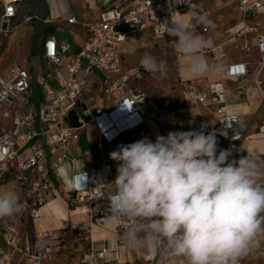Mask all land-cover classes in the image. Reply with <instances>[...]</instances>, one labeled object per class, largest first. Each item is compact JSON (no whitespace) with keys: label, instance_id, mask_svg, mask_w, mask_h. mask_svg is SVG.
Returning <instances> with one entry per match:
<instances>
[{"label":"built area","instance_id":"1","mask_svg":"<svg viewBox=\"0 0 264 264\" xmlns=\"http://www.w3.org/2000/svg\"><path fill=\"white\" fill-rule=\"evenodd\" d=\"M228 1L233 2L232 9L241 15L239 25L226 32L228 41L237 42L240 49L249 52L247 36H253L259 52L255 84L260 88V72L264 69V50L261 47L264 43V0ZM19 4L18 0H0V34H10L18 27L10 21L15 18ZM171 9L191 16H205L204 4L196 0H180V3H175V0H114L104 7L97 20L68 18L69 23H80L87 37L69 57L65 54L69 49L68 43L57 41L53 36L43 40L42 56L50 77L42 76L37 80L40 94L37 107L28 99L33 79L29 68L13 61L0 72V183L9 174L19 183L24 195L21 203L30 221L39 217L40 206L56 194L54 184L47 177L49 174L60 177L61 165L69 160L71 147L77 145L79 129L87 125H94L97 129L96 145L101 159L95 169L96 178L86 172L78 174L80 178L72 188L73 201L88 205L90 217L87 222H79L71 229L73 238L87 242L78 264L107 262V250L95 249L90 240V230L93 222L110 215L108 175L117 169L118 162L109 154L121 145L148 137L147 122L157 118L156 112L149 107L147 94L134 83L142 78L140 68H122L118 45L129 36L149 31L152 39L170 42L176 56H180L176 50L177 38L165 33L163 24L170 21ZM29 19L25 17L23 21L28 22ZM194 23L201 32L207 31L198 19ZM207 51L216 61L226 57L222 44L207 48ZM247 72L244 63L229 64L225 66L224 76L236 79ZM93 76L105 96L104 109L92 107L84 97V92H89L92 86L89 82ZM180 86L191 102L214 106L217 124L209 134L225 140V143L217 142V154L220 150H229L228 160L232 161L236 152L235 142L240 134L229 136V130L238 125L240 115L225 111L221 81H209L204 89L185 81H181ZM207 92L210 98H207ZM258 112L264 122V90L260 93ZM124 133L128 136L122 139ZM130 223L126 221L115 226L120 242H124L121 237ZM31 230L29 237L10 221L0 226V238L4 244H0V264H12L18 253L24 255L26 264L53 261L56 250L51 245L58 242L60 230ZM141 257L152 264L150 254L141 253ZM239 264H247L245 257Z\"/></svg>","mask_w":264,"mask_h":264},{"label":"clouds","instance_id":"2","mask_svg":"<svg viewBox=\"0 0 264 264\" xmlns=\"http://www.w3.org/2000/svg\"><path fill=\"white\" fill-rule=\"evenodd\" d=\"M180 3V0H175ZM165 21V33L177 38L176 50L189 58L187 72L200 77L213 71L199 55L214 42L196 31L204 15L180 14ZM264 41V38H262ZM264 50V43L261 45ZM142 67L167 74V63L145 53ZM217 139L200 131H171L155 142L144 137L111 152L117 176L107 197L111 225L130 226L122 234L134 251L156 248L165 264H239L259 246L264 234V172L254 156L229 161V150L217 154ZM13 190L0 192V218L23 210ZM91 260V258H90Z\"/></svg>","mask_w":264,"mask_h":264},{"label":"crops","instance_id":"3","mask_svg":"<svg viewBox=\"0 0 264 264\" xmlns=\"http://www.w3.org/2000/svg\"><path fill=\"white\" fill-rule=\"evenodd\" d=\"M41 1H43L46 7L45 23L36 25V29H34L30 22L23 21L28 15H22L19 19L20 24L14 33L15 38L13 37L15 39L14 42L21 39L34 40V46L32 50L28 52L27 56L30 55L36 58L37 71H34L33 64L26 66L31 70L33 76L28 98L29 103H33L34 101L31 100L33 90L36 91V98L39 101L40 94L37 80L42 76L46 78L50 77L42 56L43 40L47 36H53L57 41L68 43L69 49L65 54L67 57L72 56L82 46L87 37V32L80 23H69L67 19L72 17L77 21L97 20L103 12L104 7L111 4L114 0ZM22 8L23 6L19 4V9ZM173 11L172 9L170 10V15ZM180 14L191 16L189 13ZM177 15H179L178 12L174 13L173 18ZM262 17H264V14H262ZM204 25L207 27L206 32H201L198 28L196 31L204 38L212 39L214 42L213 46L222 44L226 52V57L216 61L212 58L210 52L207 51V48L202 49L199 55L207 59L208 62L213 65V71L200 77L194 78L188 74L187 65L189 63V58L176 56L170 42L166 39H152L149 31H143L136 35L129 36L118 45L122 68H140L142 78L135 80L134 83L147 94L150 102L149 107L157 114L155 120L147 122L148 138L152 142H155L158 135L166 136L171 131L195 130L203 132L205 135L209 134V131L217 124V115L214 106L191 102L181 88L180 82H191L197 87L204 89L209 81L220 80L224 86V102L222 105L225 111L227 113L240 115L238 125L231 127L229 130V136L240 134V137L235 142L236 152L233 160L238 161L240 158L246 157L247 155L254 156L260 165L261 171L264 172V122H262V116L258 112L260 93L264 90V69L260 72L262 84L260 88H258L255 84L254 72L257 67L259 52L254 38L250 34L247 36L250 51L246 52L237 46V42L228 41L226 33L213 30V28L209 27L207 24ZM55 31L66 32L71 36V41L58 40L54 36ZM142 33H145L146 36H140ZM3 35L7 38V41L4 42V47L6 48L12 43V37H8L9 34ZM146 48L150 49L149 53L155 58L161 55L173 65L174 72L172 76L165 78L156 77L147 72L140 63L136 65H126L123 53H141L139 56H144V54L147 53L145 52ZM235 63H244L248 69L247 74L237 77L236 79L225 77V66ZM96 79L95 76L91 78L89 83L92 86L89 92H84V97L89 100V104L92 107L104 109L106 107V99L102 89L96 83ZM33 81H35V85L32 86ZM236 94L237 97H235ZM206 95L207 98H210L208 92ZM85 132H89L91 136L87 138ZM127 136L128 134L124 133L121 135V138L125 139ZM97 137L98 133L94 125H87L83 129H79L77 145L71 147L68 152L69 160L61 165L59 169L60 177L55 178L52 174H49L47 177L54 184L56 194L51 196L40 206L39 217L31 221L32 229L37 231L71 230L79 222H87L89 220L88 205H75L73 203L72 188L80 178L78 174L86 172L92 178H96L95 169L101 159V154L96 145ZM215 137L218 143H225V140L220 139L218 136ZM71 159L73 161H71ZM8 176L11 175L9 174ZM116 176L117 169L108 175L111 189L114 187L111 183L114 182ZM261 183H264V180H261ZM18 190L21 193L19 198L20 202H22L24 195L20 187H18ZM23 210H25L24 207ZM23 210L20 213H22ZM13 217L14 216L2 218L0 220V226L6 221H10L17 224L20 230L23 231L20 225V217ZM257 239L261 245L245 256L247 264H264V234H261ZM90 240L93 242L95 249L99 250L105 248L107 250V262L103 264H149V261L142 259L141 253L150 254L153 259V261H151L152 264H165L162 254H159L156 248L134 251L124 242H120L115 226L109 224L107 217L99 222L92 223ZM0 244L4 245L1 238ZM56 252L57 250L54 252L53 261L47 264H52L57 261ZM78 259L79 257H71L69 264H78ZM12 264H26L24 255L20 253L15 254ZM178 264H184L183 260L181 259L178 261Z\"/></svg>","mask_w":264,"mask_h":264},{"label":"rangeland","instance_id":"4","mask_svg":"<svg viewBox=\"0 0 264 264\" xmlns=\"http://www.w3.org/2000/svg\"><path fill=\"white\" fill-rule=\"evenodd\" d=\"M197 2H201L204 4L205 16L212 21L209 27H212L213 30L226 33L230 28L236 27L241 22V15L237 11L232 9L233 2L228 0H196ZM17 29L13 30L8 37H12V43L8 45L6 48L4 47V42L7 41L6 36L0 34V72L8 65V62H12L15 60L22 67H26L27 65L33 64L34 71H37V60L34 56H30L28 52H30L34 46V40H25L21 39L16 42L15 41V32ZM54 36L58 40L71 41V36L64 31H55ZM140 36H146L145 33L140 34ZM14 37V38H13ZM14 39V40H13ZM4 47V48H3ZM31 47V48H30ZM154 51V50H153ZM145 52L149 53L150 49L146 48ZM141 53H133L127 54L123 53L124 61L126 65H136L140 63V59L143 56H139ZM157 57V61L164 60L167 63V74L161 77L159 74H156V77L165 78L173 75V65L164 59L161 55ZM154 83V82H153ZM35 85V81L32 82V86ZM36 91L33 90L31 95V100H34L33 103L37 107L38 99L36 98ZM85 136L89 138L91 134L89 132H85ZM19 183L12 177L7 176L0 183V192L5 190H14L21 196L20 191L18 190ZM22 190V188L20 187ZM23 193V191H22ZM75 205L76 204L73 202ZM20 217V225L24 232H27L30 227L31 221L27 215V211L23 210L22 213L14 215L13 218ZM61 230L60 237L57 243H53L51 247L53 250H57L56 252V262H65L67 264L70 263L71 257L77 258L81 255V253L86 249V243L83 239H75L72 237V230Z\"/></svg>","mask_w":264,"mask_h":264},{"label":"water","instance_id":"5","mask_svg":"<svg viewBox=\"0 0 264 264\" xmlns=\"http://www.w3.org/2000/svg\"><path fill=\"white\" fill-rule=\"evenodd\" d=\"M23 6L22 9L17 10V15L14 20L10 21V24L19 25L22 15H28L30 18L28 22L36 29V25L45 23L46 7L41 0H18ZM19 21V22H18Z\"/></svg>","mask_w":264,"mask_h":264},{"label":"trees","instance_id":"6","mask_svg":"<svg viewBox=\"0 0 264 264\" xmlns=\"http://www.w3.org/2000/svg\"><path fill=\"white\" fill-rule=\"evenodd\" d=\"M69 206L71 207V205L69 204ZM32 227H31V223H30V227H29V230L26 232L28 235H29V237H31V233H32ZM31 240V239H30Z\"/></svg>","mask_w":264,"mask_h":264}]
</instances>
